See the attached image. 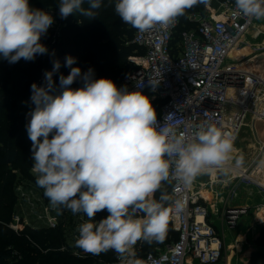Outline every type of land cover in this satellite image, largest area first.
<instances>
[{
    "label": "clouds",
    "instance_id": "1",
    "mask_svg": "<svg viewBox=\"0 0 264 264\" xmlns=\"http://www.w3.org/2000/svg\"><path fill=\"white\" fill-rule=\"evenodd\" d=\"M84 3L59 0L60 17L78 11L95 19L101 0H87V9ZM199 4L207 7L210 0H116L115 13L124 24L148 31L171 25ZM235 5L245 17L264 18V0H235ZM53 23L49 11L32 7L29 0H0V57L14 64L47 54L41 37ZM75 63V57H65L70 73L60 75L59 94H54L53 82L59 60L45 73V86L31 85L34 108L26 130L36 185L54 208L87 217L77 227L76 247L92 255L114 251L119 264H145L134 250L137 242L163 243L170 215L184 209L182 198L161 191L162 184L175 181L187 188L202 174L227 173L234 137L213 126L197 127L191 138L178 135L158 123L152 101L142 91L118 88L106 77L96 79L92 68L82 73ZM77 79L83 86L70 87ZM147 83L154 91L159 79ZM243 163L241 157L236 166ZM104 210L107 217L97 221Z\"/></svg>",
    "mask_w": 264,
    "mask_h": 264
},
{
    "label": "built area",
    "instance_id": "2",
    "mask_svg": "<svg viewBox=\"0 0 264 264\" xmlns=\"http://www.w3.org/2000/svg\"><path fill=\"white\" fill-rule=\"evenodd\" d=\"M222 6L221 12L209 14L203 20L190 15L189 21L195 24L190 29L181 30L185 26H182L178 17L167 27L157 25L148 31L136 30L134 35L133 44L142 49L144 54L133 56L137 70L124 84L129 91L140 90L149 94L151 99L164 100L165 104L157 114L158 123L173 127L178 135L183 133L188 138H191L197 127L213 126L223 133L231 134L235 140L249 116L264 124V70L255 69L259 67L256 65L260 63V56H264V44L251 46V55L233 58L238 46H248L246 37L264 18L239 14L235 0H226ZM52 16L61 20L59 16ZM50 34L54 35V41L60 37L51 25L41 38H47ZM259 36L257 31L256 39ZM150 78L159 79L154 91L147 83ZM43 79L44 73L38 86H42ZM142 83L143 87L138 88L137 85ZM30 119H26V125ZM262 162L264 141L260 143L255 159L246 167L231 165V170L227 172L230 201L237 198L239 188H256L263 196L259 208L264 212ZM216 173L220 175L224 172ZM220 182L219 177L214 180L210 177L204 184L194 181L187 188L175 181L167 183L173 199L182 198L184 202L181 213L173 212L170 215L178 240L163 251L157 249L156 253L144 255L137 254L136 244L134 250L137 257L143 259L145 264H185L187 258L199 264H218L225 247V234L219 233L209 220L211 209L202 189L216 187ZM230 201L224 206L221 221L233 231L249 209L246 206H232ZM49 209L52 208L46 207L45 211L49 212ZM68 213L66 209V216ZM86 219L83 214H76L74 218L66 217L67 225L72 221L70 226L73 228L69 230H74L70 242L75 244L77 227ZM23 221L16 215L9 229L18 233ZM48 226L55 230L59 223L49 220ZM73 254L83 258L81 251H73ZM14 255L17 256V253ZM104 264H119L117 254L113 262Z\"/></svg>",
    "mask_w": 264,
    "mask_h": 264
},
{
    "label": "trees",
    "instance_id": "3",
    "mask_svg": "<svg viewBox=\"0 0 264 264\" xmlns=\"http://www.w3.org/2000/svg\"><path fill=\"white\" fill-rule=\"evenodd\" d=\"M34 8L49 11L51 15L59 16V0H29ZM116 0H101V7L95 9L96 18L89 19L76 12L66 19H60L65 23V28L57 40L41 38L48 53L38 55L33 61L21 59L19 62L10 64L0 57V223L11 218L14 206V184L16 176L11 174L10 168L20 170L28 174L32 167L31 140L26 130V115L33 109L31 102V85L38 84L42 73L44 79L42 86L46 85L45 73L53 69V62L59 60L61 67L53 74L54 94H59L60 75L67 76L70 68L65 66V57L70 55L76 58L73 67H79L83 72L89 68L94 70V77L99 79L106 77L115 82L117 87L125 86L124 81L137 68L128 62V57L143 55L144 51L133 44L137 29L124 24L115 13ZM204 4H199L190 10H186L184 16L179 17L181 30L195 26L189 21V16L196 14ZM89 7L87 0L83 4ZM82 81L77 79L70 87H82ZM129 90V89H128ZM149 96V94L144 93ZM151 99V98H150ZM153 107L157 112L165 104L164 100H153ZM157 113V114H158ZM168 194L170 187L167 183ZM162 191V190H161ZM161 192L155 194L159 199ZM107 210L97 213V221L106 218ZM2 221V222H1ZM0 224V225H1ZM48 234L35 232L27 227L20 236L0 226V264H94L90 256L75 258L71 251L62 250L57 245L60 240L59 230L48 231ZM172 234V235H171ZM178 240V234L173 230L171 221L167 233V243ZM257 250L251 256L250 264H264V228L256 241ZM162 243L148 244L144 241L137 243L138 255L156 253L157 247ZM81 252H84L80 250ZM17 253V256L14 255ZM110 250L101 253L105 262H113L115 257Z\"/></svg>",
    "mask_w": 264,
    "mask_h": 264
},
{
    "label": "rangeland",
    "instance_id": "4",
    "mask_svg": "<svg viewBox=\"0 0 264 264\" xmlns=\"http://www.w3.org/2000/svg\"><path fill=\"white\" fill-rule=\"evenodd\" d=\"M225 1L226 0H210V4L207 7L205 5L201 6L199 8V11L196 14H192V15L196 16L198 20H203L206 17H208L209 14H217L221 12L223 10L222 5ZM263 21H261L260 23H262ZM52 28H54V30H57L58 34L61 35L63 28H65V23L62 20L54 18V23L52 24ZM256 35H257V31L255 29L246 37L245 41L248 44V46L247 47L238 46L236 48V50L233 53L234 59L245 56L246 51H248L247 48L250 49L251 46L253 45L262 44V41L256 39L255 37ZM53 36H54L53 34H50L49 37H47V39L48 38L52 39ZM250 52L251 50L249 51L248 54H251ZM132 58L133 55L128 57V62L129 64L136 67L135 63L133 64ZM153 100L154 99H151V101ZM30 111H28L26 118H31L29 115ZM156 113H158L157 110ZM263 141H264V124L258 122L255 118L249 116L245 120L241 130L239 131L237 137L234 140L235 151L232 154V160L230 164L233 167H241V168L246 167L252 160L255 159L259 145ZM241 157L244 160L243 165L236 166V161ZM10 172L11 174L16 176V180L14 184L15 201H14L11 218L8 221L3 222V225L0 223L1 224L0 226H5L6 229L13 232L16 236H20L24 232L23 230L25 227H29L35 232L48 234L47 233L48 231H54V229L48 226L49 220H53L55 221L56 224L59 223V227L57 230H59L60 240H58L59 243L56 242V244L59 245L61 243L60 245L62 246V248L66 249L67 247L68 251H71L72 256H74L73 251L77 252L80 251L81 249L76 247L74 243L70 242L71 241L70 235H72L74 230L72 231L69 230L70 228H73V226H70L72 225V221L70 222V224L67 225L66 217L74 218L72 212L69 210L68 216H66V209L54 208L50 204L48 198L44 196V190L36 185L35 182L36 178L32 172V167L30 168L28 174H24L20 170H15L13 167L10 168ZM216 172H220V171L216 170L202 174L203 176L196 178L195 181L203 184L206 183V178L208 180V176H207L208 174L209 176H211V179L214 180L215 178H217ZM228 175L229 173H220V178L225 179L227 178ZM161 190L164 192H168L167 186L164 184H162ZM238 193L241 194V197L244 200V202H247L250 205L257 204V206H255L256 208L260 206V203H262L261 201L263 196L259 193V191L256 188H248V187L243 188L240 191H238ZM46 207L52 209H49V212H46L45 211ZM219 212H221V210ZM16 215H18L21 219L24 220L22 222L23 226H20V231L18 233L9 229V226H11L12 223H14L13 218ZM244 217L241 219V221L244 219ZM260 225L258 223L257 227ZM240 226L241 225L239 224V226H237L236 229H238ZM257 227H255L254 230L253 229L249 230L248 232L245 229H243L241 231L239 230V232H235L233 234L231 233L232 236L230 240L227 235L225 239L226 241H228V243L225 242V253L220 264H250L251 256L253 252L257 250L256 241L259 238L256 237V234L258 233V230L256 229ZM241 228H243V226ZM230 241L233 242L231 243ZM174 242L175 240H171V243H167V240L165 239L162 245L158 246L157 249L163 251L168 246L172 245V243ZM112 252L114 253L113 256L115 257L116 253L114 251ZM81 254H83V257L90 256L97 264L109 263V262H105L98 255H92L86 252L83 253L81 252Z\"/></svg>",
    "mask_w": 264,
    "mask_h": 264
},
{
    "label": "crops",
    "instance_id": "5",
    "mask_svg": "<svg viewBox=\"0 0 264 264\" xmlns=\"http://www.w3.org/2000/svg\"><path fill=\"white\" fill-rule=\"evenodd\" d=\"M255 29H256V31H258L260 33V36L257 40L262 41V45H263L264 44V21L262 23L259 22V24H257L255 26ZM247 49H248V51H246L245 55H247L249 53V51L251 50V48L250 49L247 48ZM250 53H252V52H250ZM248 55H251V54H248ZM262 57H264V56H262ZM262 57L260 56L259 61H258L260 63L256 65V66H259V67L255 68L257 70H264V58H262ZM201 176H203V175H201ZM207 176H208V180L206 178V182H208L209 178L211 177V176H209V174ZM217 177L220 178V175H217ZM228 177L229 176H227V178H225V179L220 178L221 182L216 187H211V188L210 187H204L202 189L203 193H204V197L207 200V204H208L209 208L211 209L209 220L211 221V223H213V226L216 228V230L219 233L224 232L225 238L228 235L229 240L231 239V236L233 233L239 232V230L241 231L243 229H245L247 232L249 230H252V229L254 230V228L257 227V224L259 223V225L260 224L261 225L256 228L258 230L256 237H259L262 229L264 228V212L261 211L259 207H257V208L255 207V206H257V204H251L250 205L249 203L244 202L240 193L238 194L237 198L230 201ZM243 188H247V187H242V188H240V190ZM240 190H238V191H240ZM228 200L231 202L230 204L232 206H236V207L246 206L249 209L248 215L246 217H244V219L240 223L241 226L238 229L233 230V231L229 230L226 227V225H224L223 222L221 221L222 214H223L222 210L224 209V206L228 203ZM249 201H252V200H249ZM219 209L221 210V212H219L220 211ZM242 226H243V228H241ZM225 242L228 243V241H226V239H225ZM230 242L232 243L233 241H230ZM242 243H244V242H242ZM224 253H225V247L223 250L222 259L224 257ZM222 259H221V261H222ZM221 261L218 264H220ZM185 264H199V263L197 261L193 260L192 258H187Z\"/></svg>",
    "mask_w": 264,
    "mask_h": 264
},
{
    "label": "water",
    "instance_id": "6",
    "mask_svg": "<svg viewBox=\"0 0 264 264\" xmlns=\"http://www.w3.org/2000/svg\"><path fill=\"white\" fill-rule=\"evenodd\" d=\"M134 74H135V73L131 74V75H130L129 77H127L126 79L133 77V76H134Z\"/></svg>",
    "mask_w": 264,
    "mask_h": 264
},
{
    "label": "bare ground",
    "instance_id": "7",
    "mask_svg": "<svg viewBox=\"0 0 264 264\" xmlns=\"http://www.w3.org/2000/svg\"><path fill=\"white\" fill-rule=\"evenodd\" d=\"M203 194V196H204V193H202ZM206 196V195H205Z\"/></svg>",
    "mask_w": 264,
    "mask_h": 264
}]
</instances>
